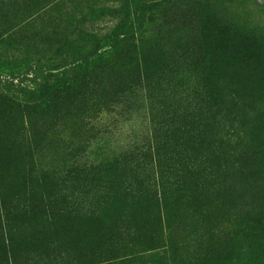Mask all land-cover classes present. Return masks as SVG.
<instances>
[{
  "label": "rangeland",
  "instance_id": "374dc122",
  "mask_svg": "<svg viewBox=\"0 0 264 264\" xmlns=\"http://www.w3.org/2000/svg\"><path fill=\"white\" fill-rule=\"evenodd\" d=\"M93 51L82 103L39 99ZM132 58L140 77L115 100ZM206 104L219 185L150 155ZM158 182L192 201L129 214L112 196ZM0 264H264V0H0Z\"/></svg>",
  "mask_w": 264,
  "mask_h": 264
},
{
  "label": "trees",
  "instance_id": "16d2710c",
  "mask_svg": "<svg viewBox=\"0 0 264 264\" xmlns=\"http://www.w3.org/2000/svg\"><path fill=\"white\" fill-rule=\"evenodd\" d=\"M94 53L95 51L85 53L84 56L79 57V59L75 58V62L69 69V78L65 79L64 81L66 82V84H63L60 90L51 91L50 94L46 91L47 86H49L50 80L55 76H48V79H45L42 82V85L44 86H41L40 92L38 91L40 96L39 99H46V101L48 102L52 101L50 103L52 104L54 111H58L57 108L59 106L69 103H62L63 100L67 99L65 94H60L63 91L68 93L69 97L76 96L77 100L82 103L84 97L90 95L91 93L89 90V85H91L90 83L95 84L96 80V76L91 73L90 67L94 62L101 59V55ZM183 55L184 54H181L180 56ZM129 67H133V69H131V73H129L128 71ZM129 76L131 77V81L135 83L140 77V65L139 62L134 58L128 61L126 66L122 68L121 73L116 77V79L110 86V88L114 90L113 97L115 98V100H117L118 97L116 96L118 94L123 95V93L126 91V87L128 84L127 78ZM67 85H75L74 91L67 89L69 87H67ZM58 91L60 95L57 94ZM41 92L42 94H40ZM43 92L45 93L43 94ZM58 98L59 102L55 103ZM204 103H208V100H205ZM36 106L38 105L30 106V109ZM48 109V105L44 107V110L47 111ZM26 110L27 107H24V111ZM208 112L209 109L207 104L198 105L194 106L189 111V113L183 115V118L177 115L175 127H173L172 129L168 128V123L165 122L164 126L166 125V127H164V130H162V132H160V134L156 137L157 139L154 140L155 142H152L150 148L152 154L150 153L149 146L146 147V150L150 153V155L154 157V160H159L161 167L165 168L166 170L179 167L180 170L187 171L190 169L192 170L195 168H202L201 166L206 164V168H203L204 170H207L204 177L208 178L211 182L214 181L219 185V182H221L223 171L221 169V166L226 165L228 158L223 153V150H219L220 145L213 141L214 138L210 137L211 133L209 131L211 129V122L208 117H206V115H208ZM184 118L185 120H182ZM145 153L146 152H143V155H141V157H145ZM126 157V155H123V157H121L120 159L123 160L125 164L127 162V160L125 159ZM237 159L239 160V158ZM115 162H117V160H115ZM170 184H173V182ZM137 186H139V189H137L136 187H132L130 184L126 183L124 186L118 188L116 192L112 194L113 197H115L116 195V202H121L118 200V198H120L124 202H127L126 206L129 210V214H132L134 212H145L147 209H149V207L145 208V204L147 202L156 203L158 199H160L162 202V200L166 197L171 198L172 196L179 195L180 197L185 196L186 201H192L193 199L192 197L189 198L190 193L185 195L184 193H176L175 190H167L168 186H165V184L163 183L161 185L159 184V182L157 183V193L156 190H154V187H151V189L150 187L142 189L141 184H138ZM117 210L118 209L116 208H114L113 210V207L111 209H107L105 207L98 206L96 207V210H88V212L90 214L89 216H93L95 211L97 213L105 214L116 212ZM253 237L256 238V235H254V233L250 238Z\"/></svg>",
  "mask_w": 264,
  "mask_h": 264
}]
</instances>
